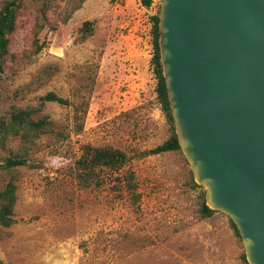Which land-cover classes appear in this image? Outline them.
Instances as JSON below:
<instances>
[{"label":"rangeland","instance_id":"obj_1","mask_svg":"<svg viewBox=\"0 0 264 264\" xmlns=\"http://www.w3.org/2000/svg\"><path fill=\"white\" fill-rule=\"evenodd\" d=\"M161 5L22 0L0 75V116L38 107L34 117L48 115L55 132L27 152L20 137L0 147V164L15 153L35 164L0 173V190L12 174L17 183V221L0 224L4 264H250L231 218L203 216L206 187L182 149L146 153L174 127L152 62ZM50 91L70 104L43 101ZM85 144L120 148L130 159L120 170L97 168L84 185L77 160Z\"/></svg>","mask_w":264,"mask_h":264},{"label":"water","instance_id":"obj_2","mask_svg":"<svg viewBox=\"0 0 264 264\" xmlns=\"http://www.w3.org/2000/svg\"><path fill=\"white\" fill-rule=\"evenodd\" d=\"M159 33L181 149L264 264V0H162Z\"/></svg>","mask_w":264,"mask_h":264},{"label":"trees","instance_id":"obj_3","mask_svg":"<svg viewBox=\"0 0 264 264\" xmlns=\"http://www.w3.org/2000/svg\"><path fill=\"white\" fill-rule=\"evenodd\" d=\"M145 5H151L153 0H143ZM22 6V0H9L5 3L4 7L0 10V75L4 71L5 59L9 54L10 39L9 35L17 28V19L19 10ZM153 34L155 52L153 56V65L157 82L158 98L161 101L162 108L166 112L168 119L174 123L172 115V109L168 96V89L166 79L164 76V69L161 59L160 44H159V22L160 14L153 17ZM91 21H86L84 27H88ZM45 47L44 43H39L37 40V51L42 50ZM43 101H56L60 104H70L69 99L60 96L54 91L48 92L41 98ZM39 110L38 107H19L14 106L9 113L2 114L0 116V147L6 148L7 142L10 137H20L22 142V150L27 152L31 144L40 135L45 133L55 132V122L48 116L34 117L35 112ZM80 120V114L75 113V121L77 123L78 130L83 128V123ZM62 134V133H61ZM180 142L176 133L175 126L171 136L165 140L162 144L146 151L147 154H157L165 151L180 150ZM130 157L128 154L120 148L113 146H94L92 144H85L82 147V153L77 160V168L79 169V179L84 185L90 184L93 174L97 168H108L112 170H120L128 161ZM23 165L35 166L33 163H29L26 156L15 153L6 158L4 163L0 164V173L2 171H10ZM134 173L131 172L129 179L133 178ZM129 182H131L129 180ZM135 183H130V187L133 188ZM17 202V183L16 177L12 174L9 181L3 189L0 190V224L4 226H11L16 223L15 217V205ZM203 216H211L214 213V209L208 206L207 202H204L201 208ZM232 226L235 229L238 236H240L239 230L236 224L231 220ZM241 237V236H240ZM246 259V255H243ZM0 264H4L0 261Z\"/></svg>","mask_w":264,"mask_h":264}]
</instances>
